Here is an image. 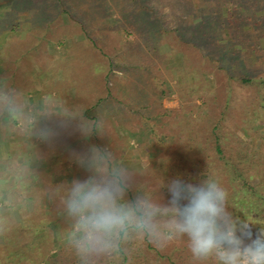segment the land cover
<instances>
[{
  "label": "rangeland",
  "instance_id": "374dc122",
  "mask_svg": "<svg viewBox=\"0 0 264 264\" xmlns=\"http://www.w3.org/2000/svg\"><path fill=\"white\" fill-rule=\"evenodd\" d=\"M84 2L86 4L82 2L74 9L83 11L92 9L96 11V15H99L100 12L107 14L111 11L112 16L116 18L113 25H118L120 28L117 41L111 40V43L106 45L104 42L101 45L103 48L100 49L102 54H98L93 62L96 65L95 72L97 71L103 77L107 62L102 56L105 54L115 62L112 73L107 75L105 84L101 85L99 89L103 91L106 89L107 92V88H109L111 95L114 96L113 105H117L121 110L119 112L127 118L125 121H129H123L124 125L115 119V115L110 114V117L104 121L97 120L95 122V118H91V121L88 118L93 123L92 130L88 135L80 130L82 124L80 115L84 110L89 116L95 114L94 102L98 91L94 90L93 93L89 94L81 93L80 88L72 83L66 84V78H74L77 81L72 70L75 65H63V62L70 60L71 53L69 50L71 46L81 41L83 34L77 31L72 35L70 32L75 31L67 30L71 35L60 34V43L57 40V44H53L48 38L47 58L49 57L50 61L48 60L47 64L44 62L45 66H38V69L36 66L33 67L36 73L39 72L34 78L29 76L24 78L28 72V65L24 62L26 57L23 58L21 55L22 58L19 61H14V56L10 57L12 44L6 35L9 31L4 30L5 28L1 27L0 23V45L5 42V45L0 49L9 50L7 53L2 52L1 54L0 52V90H4L8 82L7 91L10 95L14 94L18 100H20L18 95H21L22 100L18 107L23 111L22 114L19 111L18 114L10 116L6 112L7 117L0 122V217L8 216L14 220L13 224H18L24 229L25 233L22 237L24 240L21 242V246L24 247V252H27L28 248L32 249V252L27 254V258L32 259L33 254L43 253L44 251L41 249L48 241L55 244L50 247L48 255L40 264H72L70 260L74 258L69 252L67 244L62 249L63 253L60 254V245L66 242L69 228V222L63 209H60L58 204L57 206L53 204V210L45 209L47 202L45 198L49 199L51 196L57 195H54L55 192L50 187L48 189L45 182L40 179V177H44V167L36 168L28 164L36 162L38 151L42 156L41 158H47V161L57 160L59 162L64 159L65 163L60 165V184L65 176L71 175L72 177L68 176L69 179L73 177V179H80V172L87 171L86 164H82L81 160L90 157V149L93 146L101 150L112 151L117 161L126 167L133 176V186L126 196V199L129 200L134 199L138 194H146L154 199H164V202H167L166 193L161 194L160 190L155 191V188L153 190L150 188L151 184V187H155L157 184L154 174L156 170L160 172L163 170L164 157L169 155L172 146L180 140L189 141L194 136L199 138L196 146L200 157H207L210 167L221 169L220 162L216 160L219 156L216 149L218 145L225 161L235 162L238 155H244L248 158L250 167H254L253 164L258 162L259 171L264 170V89L258 88L254 83H241L244 78L256 82L264 77V63L259 66L258 58L259 55L264 54L263 28L258 30L254 25H249L247 29L250 30L251 34L242 36L241 42L244 40L245 42L243 45H238L232 41L229 30L223 27L217 35L208 37L210 41L199 42L196 50L189 51L188 65L186 66L187 60L184 59L185 53L182 47L188 40L189 43L186 44H194L195 40H191V37H178L179 35H177L176 38L179 41L169 38L155 44L150 50L144 42L146 36L142 38L138 29L130 27L129 24L133 16L126 18L122 14L124 7L120 3L121 0H86ZM214 2L213 0H164L163 8L167 12H172L173 17H176L174 21L164 22V25L172 28L173 26L179 27L180 22L178 20L185 16L188 9L193 11L189 13V17L194 24L201 18L199 16L193 18L194 13L205 10L206 6H213ZM20 4L26 3H18L19 6H21ZM174 4L176 5L175 10ZM234 4L231 2L224 6L222 9L224 14H222L227 16L228 10L233 9ZM65 7L71 9L67 4ZM6 8L1 7L0 12H4L3 10ZM66 12L67 10L63 11L62 16L63 22L68 26L67 28H71L73 25L81 27V16L76 15L77 12L72 9L71 12L75 21L71 22ZM158 13L162 15V20H164V10L161 8ZM258 13L263 15L264 11H258ZM29 19V14L25 13H22L21 18L17 19V22L21 23L20 37L22 39H26L31 33L29 32L31 28ZM182 25L185 26L188 23ZM110 27L111 24H107L104 31H108L107 29ZM94 38L107 40L108 37H104L100 32V34L94 35ZM115 42L117 46H113ZM27 44L32 46V44ZM172 44H181L182 47L180 49L176 46L177 49L174 50ZM21 45L23 49H29L28 46H25L26 43ZM227 45L228 47L225 48ZM254 45H257L260 50L258 54H256ZM130 49H133L135 54L133 62L127 61ZM221 51H223L225 58L223 60L219 57ZM147 59H151V62ZM218 60H220L219 63ZM263 60L262 58L260 62ZM85 61V67H81L80 76L81 78L87 77L89 81L92 68L89 61ZM16 62H19L22 68L15 67L17 66ZM55 63L60 64V68L57 70L58 76L53 78L55 72L53 68L57 66ZM9 65L13 69H11V77L8 80L10 69L7 66ZM62 65L68 69L67 72ZM183 67L184 69L187 68L185 74L180 72ZM18 79H23L20 82L21 85L18 84ZM63 85L67 86L63 87ZM27 88L28 90L24 92ZM49 89H51L50 92ZM62 93L67 95H62ZM28 95H32L34 98L28 100ZM39 95H47L49 101H47L46 107H43L44 102L40 103ZM103 95L107 94L104 93ZM35 97H37L36 100ZM30 101H35L36 106H33ZM37 105L39 106L37 107ZM100 107L98 108L102 111L104 108ZM106 110L108 109L103 111ZM3 112L0 110V116ZM141 118L144 122L139 121ZM78 119L80 122L76 123L75 121ZM199 122H204V126L201 127ZM66 123H69L70 126ZM96 124L100 127L94 129ZM45 128L54 132V135L48 140L40 136L41 130ZM69 128L72 130L69 131ZM157 133L158 135H156ZM80 140L87 144L82 142L79 149H75L77 146L73 145V149L68 151L69 153H64L67 150L65 144L68 145ZM50 144H57L59 148L51 147ZM71 145H68L69 148ZM60 148H62V152H60ZM62 168L64 169L63 172L61 171ZM53 171H57V168H54ZM168 171L173 170L169 169ZM178 171L183 172V168L180 166ZM51 173L53 181L55 172ZM220 175L221 177L215 178L211 172L207 171L200 178L204 180L212 177L225 189L226 181L222 173ZM32 176H35L34 182L37 184L35 189L39 191L44 187L47 191L37 193L38 196H41L39 212H32L34 208L31 199L34 197L33 188H31L34 183ZM46 177L45 175L44 178L48 180ZM259 180L260 178L254 177L253 183H259ZM160 181L165 186L168 184L166 176L161 177ZM185 183L194 185V182L190 180H186ZM19 191H24V193ZM46 193L48 196L43 197L42 195ZM59 202L61 204V200ZM25 207L29 212H22ZM260 214L257 216L260 217L262 225L258 226L259 223H257L253 230L251 229L253 238L259 230H264V215ZM46 215L48 216L46 217ZM25 217L29 218L25 220L23 219ZM37 226H41V229L44 228L45 230L42 231L41 235L34 233L30 241L29 238L32 234L28 230ZM137 237L138 239L133 240ZM140 238L139 236H132L129 239L132 246L127 248L130 253L125 264H135L134 259H132L134 252H137L134 242ZM146 241L148 242L147 239H145ZM172 242L163 245L154 244L159 249L157 254L145 250L144 253L147 257L144 256V264L148 262V258L150 259L149 256H155V260L159 259L156 258L158 256L170 255ZM0 243H5L2 235H0ZM185 246L187 247L186 243ZM122 258L123 256L119 251L109 258L107 263L121 264ZM189 261L193 264L192 259ZM27 264L39 263L32 260ZM175 264H180V262H175Z\"/></svg>",
  "mask_w": 264,
  "mask_h": 264
},
{
  "label": "trees",
  "instance_id": "16d2710c",
  "mask_svg": "<svg viewBox=\"0 0 264 264\" xmlns=\"http://www.w3.org/2000/svg\"><path fill=\"white\" fill-rule=\"evenodd\" d=\"M9 1V2H7ZM0 0V4L2 5V8H6L3 10L4 12H0V23L1 27H4V30H8L9 32L6 34L9 37L10 43L12 44L10 47V50H12V54L10 57L14 56V61H19L21 55L26 57V60H24L25 64L28 65L27 67V74L24 76L32 77L34 78L36 73L34 70V66L38 69V66L44 65V62L47 64L49 57L47 58L48 54V42L51 41L53 44L60 43V34L67 33V35H71L70 33L75 34L77 31L80 34H83V39L74 45L71 46L69 52L71 53L70 60L63 62L64 64H67L69 66L75 65V67L72 69L75 78L77 81L74 80V78H66L67 83H72L74 86L80 88V92L84 93H93L94 90L98 94L95 98L94 102V108H95V114L93 116L87 115V113L82 111L81 112V120L83 121H89L88 118H95V122L97 120H106L108 119L110 115H115V119L123 123V121L127 120L125 116L121 114L120 108L117 105H113V98L114 96L111 95L109 88H107L105 91L102 89H99L101 85L105 84V79L107 75L111 74L112 67L115 65L114 61L107 57L105 54L102 56L106 59L107 67L105 71V76L103 77L100 73L97 71L95 72V62L94 59L98 56V54H102V51L100 50L103 48L101 45L103 43L110 44L111 40L117 41L118 35L120 34V28L118 25H113L114 18L112 16L111 11L109 13L96 15V11L90 9L89 11H83V10H77L74 9V7L82 4H86V0ZM11 1V2H10ZM214 5L213 6H206L205 10H201L197 13H194V16L201 17L197 22L192 23V19L189 17V13L193 12L191 9H188L185 16L180 18L178 22H180L179 27H170L167 25H164V22L168 20L174 21L176 17H173L171 14L172 12H167L164 7V0H153V1H146V0H121V4H123L124 11L123 15L127 18L129 16H133L131 23L129 24L131 28L138 29V32L140 36L143 38L144 36V42L145 45L150 49L155 46V44H158L160 42L166 41L169 38L173 39L175 41H179L176 36L178 37H191V40H195L194 44L188 45L186 43H189V40L185 43V45L182 47V45L178 44H172L173 49L176 50V46L181 49L183 48V51L185 53L184 59L187 60L185 65H188V53L191 50H196L197 46H199V42L204 41H210L208 38L210 35L214 36L219 33V30L225 27L229 30L232 41L234 43H237L238 45L244 44L245 40L242 41V36L246 34V36L250 33V30L247 29L249 25H254L255 28L260 30L263 28L264 30V14L259 15L258 11H264V0H213ZM23 2L26 3L24 5L19 6L18 3ZM231 2H234L233 9L228 10L227 16L223 15L224 10L222 11L224 6L229 5ZM16 4V5H15ZM65 4L69 5L71 9H66ZM190 4V3H189ZM150 5V6H149ZM128 6V7H127ZM130 6V7H129ZM0 7V8H1ZM176 5L174 4V10ZM161 8L164 10V20H162V15L158 13ZM72 9L74 12H77L76 15H80V26L73 25L71 28H67L68 26L65 25L63 22V11L67 10V16L70 18L71 22L75 21L74 16L72 15ZM133 10L132 12L130 10ZM257 12V13H256ZM22 13L29 14L30 16V22H31V28L30 34H28V37L26 39H22L20 37V34L22 32L21 30V23L17 22V19L21 18ZM223 13V14H222ZM171 14V15H170ZM3 15V16H2ZM111 24V27L105 30V26L107 24ZM188 25L183 26L182 24ZM70 26V25H69ZM263 26V27H262ZM246 27V29H245ZM79 29V30H78ZM67 30H74L75 32L68 33ZM102 33V35L105 37H108L107 40H96L94 38V35H98ZM49 38V41L47 40ZM43 39H45L43 41ZM58 40V42H57ZM159 41V42H158ZM197 42V43H196ZM25 46H28L29 49H23L21 44H25ZM29 44H32L30 47ZM4 44L0 45V48H2ZM116 45V42L113 44V46ZM101 46V47H100ZM117 46V45H116ZM247 46V45H244ZM225 47V46H223ZM228 45L225 47L227 48ZM256 54L260 52L257 45H254ZM151 50V49H150ZM222 50V49H221ZM254 51V50H253ZM0 52L7 53L9 52L8 49L3 48L0 49ZM220 52V59H225L224 54ZM228 56V55H227ZM75 57V58H73ZM135 54L134 50L130 49L128 53V62L134 61ZM259 66H261L264 63L260 62V60L264 59V54L259 55ZM1 59V58H0ZM23 60V59H21ZM85 60L89 61L91 64V74H90V80L88 81L87 77L80 76V70L81 67H85ZM151 62V59H147ZM50 61V60H49ZM9 62V61H8ZM220 60H218V63ZM191 63V62H190ZM17 66L22 68V65L19 62H16ZM57 66H54V74L53 78L58 76V69L60 68V64L55 63ZM11 65V63H10ZM9 67V76L8 80L11 77V69L12 66ZM62 65V66H63ZM45 66V65H44ZM26 67V65H25ZM57 68V69H56ZM64 70L67 72L68 69L63 66ZM16 70V69H14ZM46 68L44 69V71ZM193 70V68H192ZM41 71V70H40ZM189 71V70H188ZM181 73L185 74L187 72V68L180 71ZM93 73V74H92ZM96 73V74H95ZM15 77L13 78V80ZM23 79H18V84L21 85V81ZM17 84V81L15 82ZM241 83L243 84H250L254 83L258 88L264 89V77L259 79L258 81H254L252 79H242ZM6 84V83H5ZM67 85H63V87H66ZM107 86V85H106ZM5 89L9 88V83L5 85ZM28 88L24 91L26 92ZM51 89H49V92ZM106 93L107 95H103ZM13 94V93H12ZM25 94V93H24ZM62 95H67L63 94ZM19 99L16 98V96L13 94L12 97L15 99V104L17 106L21 103V95H18ZM51 100V99H50ZM66 100V99H65ZM116 100V97H115ZM49 101V100H47ZM18 102V103H16ZM60 104V103H59ZM62 105V104H61ZM264 105V104H263ZM103 107L102 109H108L105 112L98 107ZM100 107V108H101ZM117 109V110H115ZM94 112V111H93ZM107 115H106V114ZM6 111L2 113L0 116V122L4 118L7 117ZM97 115V117H96ZM114 118V117H113ZM112 119V118H111ZM89 121V122H90ZM139 121L144 122L143 118L139 119ZM62 122V121H60ZM64 122V121H63ZM76 123L80 122V119L75 121ZM129 122V121H125ZM205 122V121H204ZM204 122L201 123V127L204 126ZM63 125V123H61ZM102 125L101 123H99ZM124 124V123H123ZM66 125H69V123H66ZM125 125V124H124ZM139 125V124H137ZM98 127H94V129H97ZM72 129L69 128V131ZM88 135V134H87ZM158 135V133L156 134ZM84 135L82 136V138ZM199 140L197 136H194V138H191L189 141H182L180 140L177 142L176 145L172 146L169 150V155H166L164 158V163L162 165L163 170L160 172L156 170L154 176H155V182L157 183L155 187L150 188L152 190L155 188V191L160 190L159 192L162 194L163 192L166 193V197L170 199V194L167 191V188L165 187L164 183L160 181L161 177H165L167 179V183L171 182L175 179H181L184 182L186 180H190L191 182H194V186H198L200 181L203 180V178H200L204 172H211L213 177H224L225 182V191L227 193V209L231 213L234 220L243 223L250 224V229L253 230V227L255 224L259 223L258 226H261V219L257 215H264V170L262 172L259 171V167L257 166L258 162H255L253 165L254 167L249 166V160L244 155H238V158L235 162H228L225 161V157L222 155L221 148L217 145V153L219 156H217V162H220L219 168L210 167L208 165V158L200 157L196 146V142ZM87 144L85 141H76L75 143H70L68 145H71V148H69L68 145L65 144V148L67 149L64 153H69L68 151L72 150V146H77L75 149H79L81 147V144ZM49 145V144H48ZM52 145V144H50ZM51 147H56L57 144L52 145ZM52 149V148H50ZM60 148V152H62ZM54 150V149H52ZM66 153V154H67ZM37 159L36 162L28 163L30 165H33L34 167L38 168L40 166L44 167L43 175L47 176L48 180H46L43 176L40 177L45 182V186L53 192H55L54 195L57 196H51V198L46 199V210H53V204L57 206L60 205V209H62V205L60 204V200L62 199V186L68 185L72 180L75 179H69L68 175L67 177H64L63 182L60 184V165L65 163V161L60 160L57 162L55 161H47V158H41L42 156L39 154V151L37 152ZM183 168V172H179V167ZM262 167V166H261ZM54 168H57V171H53ZM173 171H168V170ZM263 169V168H262ZM33 170V168H32ZM221 170V172H220ZM61 171L63 172L64 169L62 168ZM51 172H55L54 180L51 179ZM175 172V173H174ZM174 173V175H172ZM92 173L89 171H81L80 172V179L81 181L87 179ZM39 175V174H38ZM42 173L40 174V176ZM187 175H190V177H187ZM153 176V178H154ZM72 177V176H71ZM258 177L260 178L259 183H253V178ZM188 178V179H187ZM33 182L35 181V176H32ZM27 186H28V181ZM19 185V184H18ZM36 182H34L31 185V188H33L34 197L32 199L34 203V208L32 212H39L40 204H41V196H38V192H47L45 191L44 187L41 188L39 191L35 189ZM26 186V187H27ZM23 187V185H22ZM157 187V189H156ZM223 187V186H222ZM56 189V190H55ZM58 189V190H57ZM29 191V190H28ZM23 192L24 191H19ZM48 196L47 193L42 195ZM5 200H7L5 198ZM160 200V199H157ZM167 200V199H166ZM164 201V199H163ZM52 202V203H51ZM52 204V205H51ZM21 210V209H20ZM22 211V210H21ZM22 212H29L28 210L23 209ZM48 215H46L47 217ZM29 217H25L23 219L27 220ZM50 219V218H49ZM48 219V220H49ZM13 221L10 217H0V224H3L5 222L8 223L5 230L3 232H0V235H2L5 239V243H0V264H27L29 261L34 260V262L39 263L43 261L44 258L48 255V251L50 247L54 244L50 241L45 243L43 249V253H36L33 254L34 256H31L27 258V254L32 252L31 248L27 249V252H24V247L21 246V242L24 240L22 237H24V229H22L18 224H13ZM50 221V220H49ZM51 223V222H49ZM45 229L41 226L32 227L30 230V241L34 233H38L39 235L42 234V231ZM137 238H133V240H136ZM34 241V240H33ZM32 241V243H33ZM145 242L144 238H140L138 241H135V247L137 252L133 254L134 263L135 264H144V256L147 257L144 253L145 250L150 252H156V254L159 252V249L157 246L154 245V243ZM186 240L185 239H175V242H172V249L170 250V255H164V256H158L155 259V256H149L148 262L145 264H175V262H180L182 264L185 262V264H191L189 261L192 259L190 252L188 251V248L185 246ZM55 245V244H54ZM132 246L131 240L127 241L125 244L122 245L120 253L123 256V261H121V264H125L127 260V256L130 253L128 251V247ZM66 247V242L62 245H60V254L63 253L62 249ZM144 253V254H143ZM155 254V255H156ZM26 256V258H25ZM70 263L75 264V260L71 259ZM106 264H108L106 262Z\"/></svg>",
  "mask_w": 264,
  "mask_h": 264
},
{
  "label": "clouds",
  "instance_id": "9594fccd",
  "mask_svg": "<svg viewBox=\"0 0 264 264\" xmlns=\"http://www.w3.org/2000/svg\"><path fill=\"white\" fill-rule=\"evenodd\" d=\"M0 110L10 115L20 111L9 91L0 90ZM92 127L85 120L80 130L89 134ZM53 135L49 128L40 132L45 140ZM90 152L81 163L92 174L61 188L69 222L66 244L75 264H106L132 236L156 245L185 239L193 264H264V230L253 238L250 224L233 219L227 193L214 178L198 186L172 180L165 186L167 202L146 194L129 200L126 196L134 183L129 170L112 151L93 146ZM7 225L0 224V232Z\"/></svg>",
  "mask_w": 264,
  "mask_h": 264
},
{
  "label": "crops",
  "instance_id": "0c3cea01",
  "mask_svg": "<svg viewBox=\"0 0 264 264\" xmlns=\"http://www.w3.org/2000/svg\"><path fill=\"white\" fill-rule=\"evenodd\" d=\"M37 82V81H36ZM39 97V99H40V103L42 104V102H44V104H43V107H46L47 106V95H39L38 96ZM27 98H28V100H31L30 98H34V97H32V95H28L27 96ZM27 98L25 97L24 99L26 100V102H27ZM37 99V97H35V100ZM26 102H25V105H26ZM32 101H30V103H31ZM32 105L34 106H36V103H35V101H33L32 102ZM39 105H37V107H38ZM42 108V107H41ZM41 111H42V109H41ZM20 112H21V114H22V112L23 111H21L20 110ZM19 113V112H18ZM18 113H16V114H18ZM15 114V115H16ZM8 116H10V114H7Z\"/></svg>",
  "mask_w": 264,
  "mask_h": 264
}]
</instances>
